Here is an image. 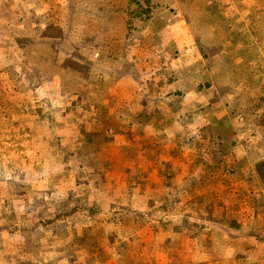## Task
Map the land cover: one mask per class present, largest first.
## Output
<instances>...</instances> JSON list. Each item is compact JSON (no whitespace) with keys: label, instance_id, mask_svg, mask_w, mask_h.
I'll return each instance as SVG.
<instances>
[{"label":"rangeland","instance_id":"1","mask_svg":"<svg viewBox=\"0 0 264 264\" xmlns=\"http://www.w3.org/2000/svg\"><path fill=\"white\" fill-rule=\"evenodd\" d=\"M0 264H264V0H0Z\"/></svg>","mask_w":264,"mask_h":264}]
</instances>
